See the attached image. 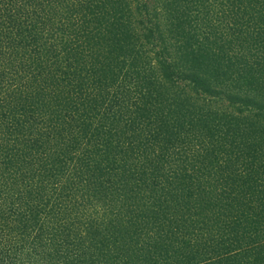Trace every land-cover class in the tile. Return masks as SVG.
<instances>
[{
  "label": "trees",
  "instance_id": "16d2710c",
  "mask_svg": "<svg viewBox=\"0 0 264 264\" xmlns=\"http://www.w3.org/2000/svg\"><path fill=\"white\" fill-rule=\"evenodd\" d=\"M0 264H264V0H0Z\"/></svg>",
  "mask_w": 264,
  "mask_h": 264
}]
</instances>
